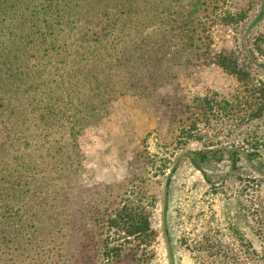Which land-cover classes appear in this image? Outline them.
Instances as JSON below:
<instances>
[{
	"label": "rangeland",
	"instance_id": "rangeland-1",
	"mask_svg": "<svg viewBox=\"0 0 264 264\" xmlns=\"http://www.w3.org/2000/svg\"><path fill=\"white\" fill-rule=\"evenodd\" d=\"M261 9L264 0H210L192 8L188 0H173L168 11L177 25L197 17L183 40L199 46L188 59L205 63L175 69L170 83L145 98L117 89L105 115L78 137L77 159L50 153L31 160L30 174H11L9 190L0 189V264H264V114L248 119L254 113L247 110L245 119L228 122L216 110L204 117L191 110L194 99L230 100L264 85ZM244 39L262 68L245 58ZM219 54L236 58L247 73L243 81L213 64ZM60 137H47L45 147L59 139L58 147ZM234 143L259 152L252 168L240 164L242 180L218 183L227 165L212 164L205 168L211 187L187 159L178 161L167 243L164 175L187 151ZM125 207L147 217L151 235H129L117 225ZM240 236L255 255H248Z\"/></svg>",
	"mask_w": 264,
	"mask_h": 264
},
{
	"label": "trees",
	"instance_id": "trees-1",
	"mask_svg": "<svg viewBox=\"0 0 264 264\" xmlns=\"http://www.w3.org/2000/svg\"><path fill=\"white\" fill-rule=\"evenodd\" d=\"M209 1L188 0V4L192 8ZM172 4L173 0H0V189L9 190L11 174H30L32 159L50 153H60L61 157L71 154L77 159L78 137L105 115V107L114 100L111 94L117 89L145 98L148 91L170 83L175 69L205 63L188 59L199 46L193 40H183L197 17L188 15L177 25L168 11ZM263 12L261 9L257 17ZM242 48L249 63L262 68L246 39ZM56 63L62 68L56 69ZM213 64L237 81L247 75L232 55H215ZM46 76H52V81ZM255 87L244 92L246 97L239 94L230 100L217 95L194 99L191 110L197 117L216 110L228 122L245 117L260 119L264 114V85ZM247 110L254 114L244 117L242 113ZM58 135L62 138L58 147L59 139L46 148V138ZM243 147L220 144L212 149L187 151L176 158L162 186L167 243L169 187L178 161L187 159L212 187L215 184L205 172L212 164L227 165L218 183L234 177L243 179L240 164L252 165L259 154ZM40 163L38 167L44 169V162ZM118 219L117 225L129 235L152 234L147 217L140 211L126 208ZM239 241L248 255L256 254L242 236Z\"/></svg>",
	"mask_w": 264,
	"mask_h": 264
}]
</instances>
